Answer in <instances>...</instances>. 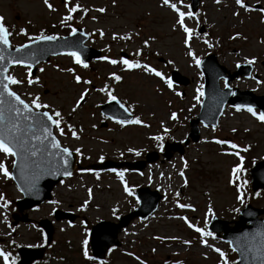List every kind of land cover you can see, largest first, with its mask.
I'll return each instance as SVG.
<instances>
[{"label":"rangeland","instance_id":"374dc122","mask_svg":"<svg viewBox=\"0 0 264 264\" xmlns=\"http://www.w3.org/2000/svg\"><path fill=\"white\" fill-rule=\"evenodd\" d=\"M49 3L54 11L44 4V0H0V17L13 30V45L23 44L29 41V37H35L42 31L43 34L55 35L71 33L69 27L60 24L67 14L64 0H49ZM69 3L70 6L79 4L88 9L87 13L82 10L73 13L71 26H80L90 32L88 44L101 49L102 56L119 60L123 57L122 52H126L128 59L148 64L165 77H170L171 71L176 69L187 76L190 83L184 86L173 82V89H169L159 77L142 69L126 70L122 64L113 65L100 59L87 63L88 67L84 68L66 54L52 57L48 63L41 64L35 76H29L25 65L12 66L9 75L24 81L11 85L12 89L26 101L38 96L40 103L61 112L65 134H57L64 145L81 150L80 162L83 165L101 161V156L104 159H133L153 149L163 151L166 140L184 141L189 133V121L199 113L201 107L203 96L199 103L193 97L197 95L198 87H204V75L201 66H196L194 59L187 55L189 48L183 44L182 30L171 27L175 13L164 6L162 0H115V4L113 0H69ZM245 3L251 10L241 9L235 0H220L219 3L216 0H201L199 9L193 12L196 15L185 21L188 27L194 29L189 43L200 62L207 55L216 53L219 62L230 70L255 58L253 72L258 77H238L232 85L263 95L264 13L254 5L259 3L264 7V0H245ZM183 5L186 7L182 6V10H191L190 0H183ZM99 8L105 11H97ZM234 12L239 14L233 15ZM203 27L204 32L201 33ZM21 28L25 29L26 34L20 32ZM99 31H103L104 35L101 36ZM237 33L239 36H236ZM145 40H148V46L144 45ZM137 50L141 52L139 56L135 54ZM67 68H73L74 74L81 76L80 84L74 81L73 73L61 71ZM112 73L122 79L116 81ZM26 78H32L35 82L29 85ZM85 80L91 83L84 84ZM105 85V92H100L99 89ZM85 88L89 89L85 102L72 111L75 100ZM108 91L127 105L135 118H140L148 126H121L106 119L100 112V106L108 100ZM172 112L177 113L175 120L169 118ZM103 120L108 121L107 127L101 126ZM67 125L73 126L78 139L71 135ZM164 128L168 129L167 133ZM157 135L163 137L162 141L152 139ZM219 139L229 140L239 148L231 149L228 145L217 144L215 141ZM246 146L248 150L243 151ZM130 148L132 152L128 151ZM137 151L140 152L139 156L136 155ZM235 151L244 157V171L239 174L248 178L252 166L264 159V123L252 117L247 108L237 111L235 107L227 106L218 127L201 125L200 141L192 142L183 155L176 153L169 160L150 164L145 172L117 171L122 173L123 180L110 170L75 171L56 186L50 201L26 211L32 219L30 222L17 225L13 224L12 214L16 211V199L21 198L22 193L11 177L5 178L0 174V193L9 201L7 208H0V249L15 257L20 246L45 245L46 236L38 221L48 218L55 224L54 240L47 246L48 254L44 259L34 264H98L84 257L83 239L87 236L89 241L91 227L100 220L115 221L120 215L134 209L138 205L136 188L149 186L164 193L165 199L155 214L132 222L122 232V245L108 253V263L221 264L219 254L201 245L200 235L189 229L179 217H187L207 231L214 215L232 220L239 215V211L234 209L240 210L247 203L264 208V189H249L247 195L244 193L243 203L236 199V185L229 183L232 168L240 163L239 157L231 154ZM12 159L0 155V160L4 161L10 173ZM181 171L184 172L183 176L180 175ZM125 185L131 194L124 192ZM89 188L92 189V198L81 209L83 202L89 199ZM177 199L180 203L192 205V208L177 207ZM209 207L212 208L211 214H208ZM56 208L77 213L79 218L73 223L56 220L53 215ZM113 209L116 211L113 212ZM171 236L179 239L155 238ZM205 239L209 245L224 251L227 260L233 263L237 255L227 241L215 236ZM183 240H191L192 243L185 245ZM87 247H90L89 242ZM15 260L17 263L19 258ZM0 264H3L2 258Z\"/></svg>","mask_w":264,"mask_h":264},{"label":"water","instance_id":"95a60500","mask_svg":"<svg viewBox=\"0 0 264 264\" xmlns=\"http://www.w3.org/2000/svg\"><path fill=\"white\" fill-rule=\"evenodd\" d=\"M199 1L200 0H192L193 10L197 9ZM76 35L77 34L58 38L55 41L34 40L31 43H26L28 46L26 48H20L19 51H17L19 46L12 48L11 42L9 40L8 46L0 45V50H2L5 54V60L0 62V68L8 69L11 65L15 64L8 63V61H15L17 59L23 60L25 62L24 64L36 66L38 62L42 60H48L51 55L68 50L78 51L82 54L85 60L98 57V52L93 50L91 51L90 48L82 46V42L86 39V37L82 38V34H79L78 36ZM202 65L206 76L204 101L201 112L197 116V119L191 121L192 131L190 136L195 141L199 139L198 123L203 121L206 125H217L218 118L227 102H230L232 105L239 104L259 107L264 112V95L257 96L252 91H240L236 87L222 88L220 85V79L222 77L226 78V82L230 86V82L239 74L250 76L252 70L251 65H239L238 70L231 74L226 67L218 63L215 54L205 58ZM4 75H7V73H4ZM0 79H2V75H0ZM173 79L177 83L188 84L189 82L186 77L182 76L177 71L173 72ZM0 91H2V89H0ZM233 91L235 92V96H232ZM4 99L7 101L12 100V98L8 97L7 94H5ZM3 110L5 112V116L7 117L9 113L7 111L6 105L3 106ZM104 112L111 115L115 114L117 116H123L124 114L122 112L125 113L124 109L123 111H120L119 109H114L111 106L104 108ZM42 119L44 124L52 131V135L55 136L54 126L51 125L50 122L46 120V118ZM22 123L27 124L28 122ZM31 131H35L36 136H42L41 131H36L35 129H32ZM31 131L27 133L29 139L31 136ZM55 138L58 140L56 136ZM50 143V138L30 140V144L35 146L37 149H40L43 145H49V151L43 153L38 152L36 157H29V163L27 167L22 168L19 159L17 160V165L14 166V179L17 181L25 195L24 199L18 201V208L20 211L40 204L46 199H50L51 190L54 184H56L63 176H65L63 174V169L65 166L63 165L62 160H60V158L55 155V152L58 150L51 149ZM188 143L189 139L186 140V144ZM178 146L179 144H167L165 156L170 158L172 155L171 150H177ZM178 149L181 152L183 151L181 147ZM67 159L68 165L66 167L72 172L76 163V154L72 151V156L67 157ZM156 159H158V154L156 152H150L147 154L148 161H155ZM32 161L35 163H32ZM146 163L147 161L140 160L135 163H127V165L131 166V168L143 169ZM120 165L123 164H119L114 161H106L102 164L93 165L92 167L109 168ZM251 175L254 189L264 187V161L259 162L253 167ZM29 185H34V187L30 191H25L24 189H27ZM138 195L141 200L140 207L133 212L120 217L118 223L102 221L93 227L91 234V244L93 252L96 256L104 257L106 250L110 246L120 244L118 240V234L121 232L123 227H126L130 223L132 219L137 216L143 218L147 217L157 209L158 203L161 199V195L158 193V191L151 190L149 187H142L138 190ZM263 213L264 209L254 208L251 205H248L244 210L241 211L240 219L234 221L235 226L233 228L229 226L228 221L220 220L218 218H214L210 224V229L216 231L218 235L221 233V231H224L223 237L226 240H229L234 249H236L238 252L239 261L236 264H261L257 249H261V245L264 243V236L261 235V233L264 232V219L259 217V215ZM25 217L27 216L25 215ZM56 217L58 219L69 218L71 221H73L76 216L57 210ZM40 225L46 229L48 233V241H50L54 233L52 223L45 219L40 222ZM19 253L22 256V260L18 264H31L33 260L39 259L43 256L44 248H20Z\"/></svg>","mask_w":264,"mask_h":264},{"label":"snow or ice","instance_id":"6c2138e0","mask_svg":"<svg viewBox=\"0 0 264 264\" xmlns=\"http://www.w3.org/2000/svg\"><path fill=\"white\" fill-rule=\"evenodd\" d=\"M220 0H216V3H219ZM162 3L164 6H167L169 9H171L175 13V19L174 23L171 25L173 30H182L184 33V39L183 44L189 48L187 55L192 57L194 59V62L196 66L200 65V59L195 56L194 52L191 51L190 48V40L192 39V36L194 34V29L188 27L186 25V19L193 18L196 14L193 13L191 10L184 11L182 10L183 0H175V2H171V0H162ZM44 4L50 9L55 10L53 6L49 3V0H44ZM113 4H115V0H113ZM235 4L239 6L241 9L245 11L251 10L250 6L246 5L245 0H235ZM64 7L67 10V14L63 17L62 20H60L61 25H65L71 29L72 33H75L77 31L76 28L72 27L71 24H68L66 22L73 20V13H76L78 10H82L83 12L87 13L88 9L83 8L79 4L71 5L69 3V0H64ZM186 7V6H184ZM97 11L103 13L105 11L104 8L96 9ZM261 13H264V8L260 9ZM238 12H234L233 15H238ZM95 19V17H93ZM20 32L23 34H26L25 29L21 28ZM99 34L101 36L104 35L103 31H99ZM10 33L7 31L4 23H3V17H0V45L8 46L9 45V39L8 36ZM205 36H207V33H204ZM236 36H239V33L236 34ZM113 38L115 39L116 36L114 34ZM124 39H128V37H123ZM235 38V37H231ZM154 39V38H153ZM33 40H41V41H55L57 40V35H45L43 34V31L41 34L35 36V37H29V43H31ZM206 44L208 43L207 40L204 41ZM144 45L148 46V40L144 41ZM28 45L23 44L20 45L17 51L20 50V48H26ZM211 46V45H209ZM70 57L74 58V62L77 65H82L84 68L88 67V64L85 63L81 57L80 54L76 51H70L67 53ZM137 56L141 54L140 50H137L135 53ZM100 60H107L109 63L116 65V64H122L126 70H132V69H142L144 72L153 74L156 77H159L164 83L167 85L169 89H173V81L170 77H165L160 71H157L155 68L149 66L148 64H142L138 60H132L125 57H121L119 60L116 59H110L107 56H101L99 57ZM255 58L249 59L247 63L252 64L254 62ZM5 60V54L2 50H0V62H3ZM8 63H15L23 65L25 62L23 60H9ZM27 71L29 73V76L31 74V66H27ZM43 71V69H41ZM61 71H66L68 73H73V79L77 84L81 83V76L74 74L73 68H67V69H61ZM7 68H0V75H2V79H0V155H3L5 158L8 157H16L17 159H12L11 163L13 166L17 165V160L19 159L21 162L22 168L27 167L29 163V157H36L38 152L43 153L46 151H49V145H43L40 149L35 148V146L30 144V140H41V139H51L50 148L58 150L55 152V155L62 160L63 165L65 166L63 169V174L65 176H71L72 173L67 169L68 165V159L67 157L72 156V151H70L67 147H61L60 142L55 138V136L52 135V131L44 124V121L42 118H46L48 122H50L51 125L55 126L56 130L59 131L60 135L65 134V130L63 127H61L63 123V117L61 116V112L55 109H50V106L48 104H42L40 103V99L38 96L33 97L30 101H25V99H22L20 95H18L15 91L11 90L10 85H17L21 84L24 81L17 80L12 75H4V73H7ZM112 77L116 81H120L122 79L121 76L116 75L115 73L111 74ZM38 80V78H36ZM26 82L29 85H32L35 81L32 78H26ZM259 83V81H257ZM84 84H90L91 81L85 80L83 81ZM203 86H200L196 89L197 95L193 97L198 103L200 101V97L204 95V93L201 91V88ZM225 88L230 87L227 82L224 84ZM107 88V85L105 87L100 88V92H105ZM89 89L85 88L82 92L79 94V98L75 100L74 107L72 111H75L77 107L81 106L82 102L85 100L86 94L88 93ZM5 94H7L8 97H11V101H7L4 99ZM177 95H180V93H176ZM108 100L110 101H116V103L119 104L120 108L124 109L125 112L128 111L127 108H125V105L123 103H120V101L117 99L115 95L111 93V91L107 92ZM7 106V111L9 115L6 117L5 112L3 110V106ZM195 107V105H193ZM237 111L241 110L242 107H245L243 105H235L234 106ZM247 111L251 114L252 117L257 119L259 122L264 123V112H257L254 110V108L251 105L246 106ZM39 109H46L45 111H38ZM51 112V114H50ZM14 114V115H12ZM170 119L175 120L177 118V113L172 112ZM22 122H28L27 124H24ZM121 126L127 125V124H135V125H143L147 127L148 125L144 124V121H142L140 118L136 117L134 119L128 120V119H120L117 121ZM163 123V122H162ZM92 127H95V125H92ZM68 130L71 132V135L75 138H79L77 135V132L73 128L72 125H67ZM32 129H35L36 131H41L42 136H36L35 131H31ZM31 131L30 139L27 135ZM233 132L236 131V129H232ZM164 132L167 133L168 129L164 128ZM152 139L156 141H162L163 137L160 135L152 137ZM217 144L220 145H228L231 149H238L239 146L229 140L219 139L215 141ZM162 147V145H158ZM248 147H244L243 151H247ZM76 153L80 154L81 150L79 148H76L74 150ZM129 152H132L133 149H128ZM63 154V155H61ZM232 155H235L239 157L240 163H237L231 170V178L229 180L230 184H235L237 189V196L236 199L241 201V203L244 202V193L241 191V188L243 187L244 183H247V181H243L242 183H237L239 180V173L244 171L242 167V162L244 160V157L240 155L239 151H235L231 153ZM51 155V153H50ZM136 155L139 156L140 152H136ZM104 157L101 156L100 160H103ZM183 159V158H181ZM32 163H35L32 161ZM186 166V165H185ZM81 171H92L91 169H81ZM110 171L116 173L118 176L121 177V180H123L122 173L117 172L116 169H111ZM0 174H2L5 178H10L11 173L9 172L8 168L6 167L3 160H0ZM181 176L184 175V172L181 171ZM98 178V177H97ZM63 183V180L60 181ZM187 181H185V184ZM34 185H29L27 189H24L25 191H30ZM124 192L130 193V190L127 185L124 187ZM88 192V200H85L83 204L81 205V209L85 208L87 204L89 203V200L92 198V189L89 188L87 190ZM177 197H179V193L176 194ZM256 195H260V193H256ZM0 208H7L9 201H7L2 193H0ZM52 203H58L57 201H52ZM177 207L181 209H187L192 208V205L187 203H180L177 199ZM194 210V209H193ZM55 211V209H53ZM116 209H113V212H115ZM234 211H239V209H234ZM212 213V208H208V214ZM179 219L183 220L184 223L187 225L189 229H192L194 232L198 233L200 235V244L207 246L209 248H212L216 253L219 254V257L221 258V264H231L230 261L227 260L226 253L222 251L220 248H216L213 245H209L205 237H214V234L210 231H205L203 228L199 227L198 225L192 223L187 219V217H179ZM262 236H264V232L261 233ZM156 239H170V240H177L179 239L176 236L171 237H155ZM88 238L85 236V238L82 241V251L84 257L91 259L88 254L87 245H88ZM183 244L190 245L192 243L191 240H183ZM14 243V242H13ZM261 249H264V243L261 245ZM257 249L260 256V262L261 264H264V250ZM236 249H233L235 251ZM109 252L112 251V249H108ZM155 251V249H153ZM128 255H133L132 253H128ZM0 258L3 259V264H16V260L11 257L10 253H7L0 249ZM137 260H139V257H136ZM255 259V257H254ZM140 264H144L143 261L140 262Z\"/></svg>","mask_w":264,"mask_h":264}]
</instances>
